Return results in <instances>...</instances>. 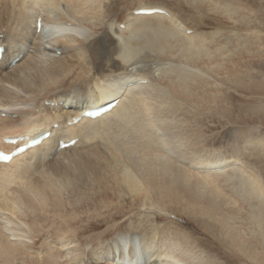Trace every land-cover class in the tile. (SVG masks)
<instances>
[{"label":"rangeland","instance_id":"1","mask_svg":"<svg viewBox=\"0 0 264 264\" xmlns=\"http://www.w3.org/2000/svg\"><path fill=\"white\" fill-rule=\"evenodd\" d=\"M216 1L218 4L211 0L98 1L97 5L111 8H102L99 13L103 15L86 24L91 28L84 35H88L89 47L81 53L85 52L89 66L84 64L86 72L79 69L78 87L94 98L88 86L102 79L107 70L99 54L103 41L121 43L122 47L138 43L139 51L128 52L130 61H125L122 73L146 78L135 92L136 97H154L157 106L152 130L155 140L150 143L161 156L180 163L178 166L190 174L193 182L180 181L179 175L171 176L179 171L172 172L174 179L166 183L170 191L174 190L168 193L171 196L154 193V198L145 199L121 193L120 188L111 186L108 176L99 184L101 190L96 187L81 191V186L61 183L57 194L63 203L58 212L50 214L51 219L38 223L43 233L29 231V254L23 260L35 256L38 264L72 263L67 253L78 245L81 250L87 249L86 255L74 253L82 256L83 264H100L103 258L118 264L122 257L108 247L120 234H127L135 238L138 264H153L154 260L166 264H264V0ZM144 6L168 9L188 29V35L199 36L194 35V41H185L177 33L167 37L147 32L142 36L135 28L128 32L119 29V33V25L125 29L132 13ZM61 7L66 11V6ZM48 9L42 12L45 18L51 13L57 16L55 8ZM13 10L10 1L0 5V17L7 19L3 22L8 27ZM148 22L152 27L157 24L153 17ZM67 33L76 35L72 31L49 37L48 31L45 45L60 36L67 37ZM201 41H207L206 47L197 49ZM122 60L117 61L123 64ZM75 81L76 76L65 89H72ZM71 99L76 105L79 97ZM133 123H137L134 118L129 125ZM130 129L128 138L133 143L141 135L135 128ZM135 162L139 165L124 167L136 177V170L144 168L146 162L140 158ZM201 168L205 173L199 172ZM213 168L220 172L214 174ZM55 216L59 221L63 217L76 218L73 226L79 230V237L78 244L59 247L61 257L49 258L43 248L50 243L52 234L46 231L52 230ZM110 228L106 237H97ZM163 253L164 258L159 257ZM168 255L173 259L165 260Z\"/></svg>","mask_w":264,"mask_h":264},{"label":"bare ground","instance_id":"2","mask_svg":"<svg viewBox=\"0 0 264 264\" xmlns=\"http://www.w3.org/2000/svg\"><path fill=\"white\" fill-rule=\"evenodd\" d=\"M9 1L14 6L12 18L9 16L8 19L9 27L3 22L6 18L0 17L2 20L0 47L5 49L0 61V149H13L4 144L5 138L34 137L45 132H50L51 136L39 147L7 164H0V264H38L34 260L35 256H30V261L22 258L29 254L27 253V249L30 248L27 242L29 231L43 233L44 229L39 230L38 223L46 220L45 218L51 219L50 214L58 212L63 203V199L57 194L58 185L61 183L73 187L81 186L78 189L81 191L83 188L93 190L96 187L101 190L99 184L108 176L109 181L113 183L111 186L120 188L121 193L126 195L129 192L130 197L145 199L149 196L154 198V193L161 197L164 195L170 197L168 193L172 194L174 190L172 188L171 192L166 183L174 179L171 176L179 175L178 179L185 183L192 180L190 174L178 166L180 163L175 164L169 161V157L168 160L165 155L161 156L154 149V144L150 143L155 140L152 130L155 128L154 113H157V106L154 104V97L145 98L141 95L136 97L135 92L139 86V89L143 87L139 82L146 78L139 74L131 76L122 73L125 71V61H130V58H127L131 57L128 52L139 51L138 43L125 44L122 47L121 43L117 45L103 41L99 54L107 70L102 79L87 85L94 98L86 91H82L83 88L78 87V82L81 83V79L78 78L79 69L86 72L84 64L89 66L85 52V55L81 53V49L87 50L89 47L86 40L88 35L84 36L86 29L89 28L86 24L97 20L99 18L97 15H103L100 14L102 8L107 7L110 10L111 5L109 7L97 5L99 0H0V5ZM211 2L218 4L216 0ZM62 5L66 6V11L61 10ZM51 7L57 10V16L52 17L51 13L46 14L45 18L42 12ZM158 8L164 11L165 15L134 14L138 10ZM135 11L125 24V29L119 25L118 31L135 28L142 36L147 32H154L163 33L167 37L177 33L185 41H194L197 39L194 35L199 36L188 35V29L168 9L144 6ZM152 17L157 23L154 27L148 22ZM40 18L42 31L38 33ZM72 24L73 26H70ZM165 27L174 32L169 33ZM48 31L51 34L49 37L72 31L76 35L67 36V33L65 34L67 37L60 36L46 46L45 38ZM79 36H84V39H78ZM206 43L207 41L198 42L197 49L206 47ZM147 46L151 47V44ZM59 52L62 53L60 56ZM119 52L121 59L115 57ZM118 59L120 61L123 59L124 63H120ZM89 72L92 73L91 70ZM75 76V86L72 89H65L67 83ZM133 85L135 87H132ZM71 96L79 97L76 105ZM117 100L119 103L112 111L97 119L82 118L78 123H73V119L82 117L87 109L98 108ZM13 110L16 112H12ZM132 118L136 119L137 123L130 126ZM164 126L166 127L165 124ZM130 127L135 128L141 135V138H135L133 143H130L131 140L128 138ZM73 140H78L75 146L61 149V142L70 143ZM135 158L145 161L147 166L136 170L138 175L136 177L128 174V169L124 167V164L127 167H131V164L134 167L139 165ZM203 168L199 169V172L205 173ZM213 169L214 174L220 172L219 168ZM172 172L179 174L174 175ZM51 207L52 211L49 212ZM75 222L76 218L63 217L59 221L55 216L51 222L54 224L52 230L46 231L52 234L50 243L47 244L48 247L43 248L49 258L62 256L59 247L66 248L78 244L79 230L74 228ZM111 229L97 237L99 239L106 237ZM87 239L90 241L91 238ZM134 240L131 235L120 234L110 243L108 248L113 249V254L118 252L122 257L121 263L118 264L139 263L140 257L133 246ZM72 250L67 253L69 257L72 256L71 261L69 260L72 263L68 264H83L82 256L79 255H86L87 249L81 250L77 245ZM72 252L81 253L74 256ZM163 255L164 253L159 257L164 258ZM168 258L173 259L168 255L165 260ZM159 261L154 260L153 264L164 263ZM44 262L49 264L48 261ZM100 264H110L109 258L108 260L103 258Z\"/></svg>","mask_w":264,"mask_h":264}]
</instances>
